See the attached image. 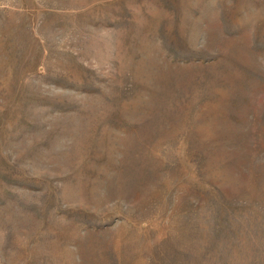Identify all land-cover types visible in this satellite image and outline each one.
Masks as SVG:
<instances>
[{
    "label": "rangeland",
    "instance_id": "374dc122",
    "mask_svg": "<svg viewBox=\"0 0 264 264\" xmlns=\"http://www.w3.org/2000/svg\"><path fill=\"white\" fill-rule=\"evenodd\" d=\"M0 264H264V0H0Z\"/></svg>",
    "mask_w": 264,
    "mask_h": 264
}]
</instances>
